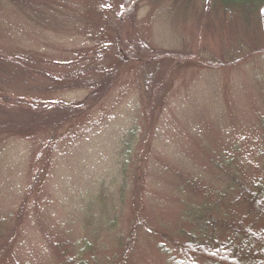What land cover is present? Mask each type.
Listing matches in <instances>:
<instances>
[{
	"label": "rangeland",
	"instance_id": "obj_1",
	"mask_svg": "<svg viewBox=\"0 0 264 264\" xmlns=\"http://www.w3.org/2000/svg\"><path fill=\"white\" fill-rule=\"evenodd\" d=\"M21 1L0 0V56L26 63L0 62L3 103L58 124L0 128V264H171L205 221L262 227L237 187L222 196L220 163L262 178L263 7L242 22L213 0Z\"/></svg>",
	"mask_w": 264,
	"mask_h": 264
},
{
	"label": "trees",
	"instance_id": "obj_2",
	"mask_svg": "<svg viewBox=\"0 0 264 264\" xmlns=\"http://www.w3.org/2000/svg\"><path fill=\"white\" fill-rule=\"evenodd\" d=\"M213 1L215 5L219 6V8L223 11L224 17H232L233 14H236L243 18L242 22H245L244 20L249 18L248 15H251L253 20H260L261 17L259 18V16H257V12L260 8H264V0ZM46 2L50 3L51 1L43 0V3ZM17 3L21 4L23 2L21 0H17ZM251 50L254 54L261 53L264 51V47L257 46ZM248 54L249 53H244L245 58ZM8 57V55L5 57L0 56V62L4 64L2 69L6 68V74L9 77L12 75H20L26 67L25 58L20 56L17 58L19 59L17 62L13 58L16 62L14 63ZM240 60H242V58L236 57L233 59V61H231L230 65H235V63H238ZM223 63H218L216 67L222 66ZM116 71L117 70H115L113 73H111V71L106 72L101 84L103 85L101 95H103V93H105L108 88L111 87L112 80L109 76L114 74L113 77H115ZM144 83L146 90H148L150 86L149 80H145ZM76 86L81 87L80 85ZM7 90L9 89H3L0 91V119L2 118V121H0V128L4 130V134L19 135L21 133H29L32 132L34 127L38 126L41 122L45 124L49 123L51 114H49V111L46 110L45 112L48 114L43 117L44 120H41V118L40 120H35L36 117L32 111L38 113L37 111H39V109L37 108H40V105H28L29 109L31 110L26 113L28 116L24 115L25 112H23V115L19 114L16 118H14L12 114H10L11 109H9V107L3 103V99L6 100V97L8 98V96L1 94L5 93ZM83 106L85 107L84 103ZM80 107L82 106L78 105L75 108L70 107L67 115L69 116L71 111L74 114L78 113V108ZM86 107H89V105H86ZM38 114L41 116V114L45 113L39 112ZM22 118L26 119V125H18V122ZM259 122L263 132V136L261 138L263 145L261 146L259 152H261L263 149L261 156L264 160V115L260 118ZM57 124L58 123L56 122L54 125H52V123L51 125H48L51 127ZM236 158V156H232L228 160L223 158L220 163L221 166L226 168L227 172L224 173L226 176H228V182L225 185L222 196L225 194L230 195L231 192L237 187L239 190L238 194L236 195V198L230 201V203L234 205L236 203L245 205L244 209L246 214H256V217L263 220L262 227L256 231H252L250 227L255 223L253 220L252 224L248 225V227L242 225L240 222L230 224L221 222L218 224V227H212L209 229L208 222L205 221L200 224L199 232L201 234L195 235L194 233H189L187 234V239L184 242L176 244V247L173 251H175L178 256L170 258L169 261L171 264H264V170H262V178H260V180L253 181L251 187L241 185L236 167ZM161 251L165 254L169 253L167 250Z\"/></svg>",
	"mask_w": 264,
	"mask_h": 264
}]
</instances>
